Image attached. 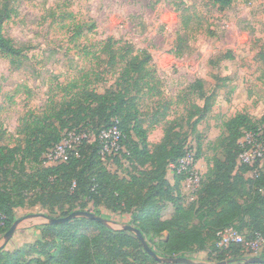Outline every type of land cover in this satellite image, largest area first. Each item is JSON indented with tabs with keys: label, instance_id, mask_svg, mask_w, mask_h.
I'll use <instances>...</instances> for the list:
<instances>
[{
	"label": "rangeland",
	"instance_id": "obj_1",
	"mask_svg": "<svg viewBox=\"0 0 264 264\" xmlns=\"http://www.w3.org/2000/svg\"><path fill=\"white\" fill-rule=\"evenodd\" d=\"M11 7L15 16L4 24V35L24 57L0 55V147L24 144L28 129L38 123L60 131L76 123L63 134L92 140L101 119L85 94L116 91L135 98L150 151L165 127L181 123L186 145L200 150L195 173L201 178L212 157L222 159L217 139L226 136L223 123L237 114L253 122L264 115V0H233L223 10L212 0H11ZM140 52L151 58L145 64L147 76L129 78L125 64ZM197 81L201 89L190 88ZM205 105L210 110L191 133L187 119L194 106L201 111ZM154 113L161 118L155 126ZM113 158L105 159L107 169L129 177L128 164L122 160L116 166ZM172 171L167 173L171 182ZM184 189L187 205L194 185ZM87 208L113 228L131 224L128 214L91 204ZM172 211L167 204L161 219ZM37 214L48 213L38 205L14 209L16 220L27 219L1 250L3 257L40 239L37 227L45 224L29 217ZM54 216L59 218V209ZM260 253L264 244L251 257ZM34 258L23 255L20 260ZM184 258L212 264L206 252Z\"/></svg>",
	"mask_w": 264,
	"mask_h": 264
},
{
	"label": "trees",
	"instance_id": "obj_2",
	"mask_svg": "<svg viewBox=\"0 0 264 264\" xmlns=\"http://www.w3.org/2000/svg\"><path fill=\"white\" fill-rule=\"evenodd\" d=\"M212 1L219 10L233 2ZM13 16L11 0H1L0 55L18 60L24 57L23 50L16 48L3 31L4 24ZM150 60L144 52L129 57L124 74L129 78L147 76L145 64ZM190 88L201 89V82L197 81ZM85 95L92 104L96 103L93 111L101 123L93 132V139H81L64 162L45 165L43 156L60 143L63 133L76 127V123L63 127L62 131L38 123L28 129L30 137L24 144L0 147V235L16 220V208L38 205L48 213L47 217L56 218L53 217L56 209H59V217H65L74 211L89 212L87 207L91 204L93 208L103 206L114 213L128 214L130 225L140 231L151 250L156 247L153 251L158 257L176 259L206 252L212 264L230 260L232 264H246L251 253L245 243L264 241V115L259 122H253L244 114H237L223 123L226 136L217 139L222 159L212 157L197 190L190 195L191 202L184 205L181 184L186 176L173 170V185L166 178L170 166H176L187 149L181 123L177 121L165 127L161 140L150 151L148 130L140 121L135 98L128 99L125 93L116 91ZM169 105L161 107L164 109L162 117ZM193 108L187 119L191 120V133L210 110L208 105L201 111ZM156 117L154 113L153 126L160 123L161 118ZM112 126L120 131L124 148V152L119 153L120 158L114 157L113 162L116 166L121 160L128 164L132 172L127 178L110 172L99 154L100 132ZM246 135L263 150L262 161L257 159L252 165L238 162L243 152L240 141ZM200 158L198 148L195 161ZM250 172H253L252 177H246ZM167 204L172 205L173 213L164 220L161 213ZM64 207L67 209L62 210ZM229 227L242 236L244 244L218 247L216 234ZM37 228L39 240L15 250L9 257H3L0 251V264H162L143 249L134 234L110 229L94 220L76 218ZM23 255L37 258L21 263ZM258 257L264 260L263 253Z\"/></svg>",
	"mask_w": 264,
	"mask_h": 264
},
{
	"label": "built area",
	"instance_id": "obj_3",
	"mask_svg": "<svg viewBox=\"0 0 264 264\" xmlns=\"http://www.w3.org/2000/svg\"><path fill=\"white\" fill-rule=\"evenodd\" d=\"M65 135L71 136L73 140L70 142L65 141ZM74 136L75 135L73 133L64 134L60 143L46 151L43 156L44 164L57 165L64 162L67 159L68 152L70 150H74V148L79 145L80 140L83 139L81 137ZM245 137L247 138V141H240L243 152L239 155L238 162L241 164L252 165L257 159L262 161L263 150L261 145L257 144L250 135H246ZM99 138L102 145L99 154L104 164L106 158L116 156L120 158L119 153L124 152V148L121 144V133L116 126H112L107 130H102ZM195 154L196 152L194 149L192 147H188L187 144L184 157L178 161L176 166H170V168L175 170L177 174H184L186 176L184 183L187 187L194 185L192 194L197 190L200 180L198 175L195 173ZM216 236L218 247L227 248L231 244H244L242 236L232 227L219 231ZM262 244H264V241L258 239L251 243H245V246L252 255V252H254L256 248Z\"/></svg>",
	"mask_w": 264,
	"mask_h": 264
},
{
	"label": "water",
	"instance_id": "obj_4",
	"mask_svg": "<svg viewBox=\"0 0 264 264\" xmlns=\"http://www.w3.org/2000/svg\"><path fill=\"white\" fill-rule=\"evenodd\" d=\"M30 218H38L43 220V224L45 225H59V224H63L66 222H69L73 219L76 218H86V219H90V220H94L96 222H99L101 224H104L105 226H107L110 229L113 230H122V231H127L130 232L132 234L135 235V237L140 241L143 249L153 258L155 259L157 262L162 263V264H207V263H195L187 258H161L158 257L153 250H151L147 244V242L145 241L144 237L142 236V234L140 233V231L138 229H136L135 227L131 226V225H124L122 227L119 228H113L112 226L109 225V223H107L106 221H104L102 218L97 217L96 215L89 213V212H85V211H74L72 213H70L69 215L65 216V217H59V218H49L44 214H37V215H30ZM27 219V218H23V219H17L13 222V224L11 225V227L8 229V231L3 235V240L0 243V251L4 249L6 243L11 239V237L13 236V234L16 232V230L18 229V227L22 224V222ZM233 261H223L220 263H216V264H232ZM246 264H264V260L261 259L260 257H250L249 259H247L245 261Z\"/></svg>",
	"mask_w": 264,
	"mask_h": 264
},
{
	"label": "crops",
	"instance_id": "obj_5",
	"mask_svg": "<svg viewBox=\"0 0 264 264\" xmlns=\"http://www.w3.org/2000/svg\"><path fill=\"white\" fill-rule=\"evenodd\" d=\"M162 136H163V134H162ZM162 136L160 137V140H161ZM147 140H148V139H147ZM160 140H159V141H160ZM159 141H158V142H159ZM158 142H157V143H158ZM148 143H149V141H148ZM157 143H156V144H157ZM197 164H198V163H197ZM171 170H172V169H171ZM167 173H168V171H167ZM172 174H173V171H172ZM166 178H167V180L169 181V183H170L171 185H173L174 178L172 177V180H173L172 182H171V180H169L168 176H166ZM184 186L186 187V184H185L184 182H182V184H181V187L183 188L182 191H181L182 196H184V195L186 194V193H185ZM186 190H187V189H186ZM172 213H173V211H172ZM172 213H171V214H172ZM170 216H171V215H170ZM170 216H169L168 218H166V219H169ZM166 219L164 218V220H166ZM263 255H264V254H263Z\"/></svg>",
	"mask_w": 264,
	"mask_h": 264
}]
</instances>
